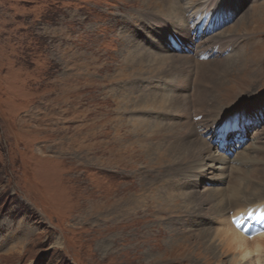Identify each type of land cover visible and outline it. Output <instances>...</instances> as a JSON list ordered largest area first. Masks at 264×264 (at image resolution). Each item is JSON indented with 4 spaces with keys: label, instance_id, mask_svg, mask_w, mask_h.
Listing matches in <instances>:
<instances>
[{
    "label": "rangeland",
    "instance_id": "rangeland-1",
    "mask_svg": "<svg viewBox=\"0 0 264 264\" xmlns=\"http://www.w3.org/2000/svg\"><path fill=\"white\" fill-rule=\"evenodd\" d=\"M199 1L0 0V264H233L225 228L264 206V0Z\"/></svg>",
    "mask_w": 264,
    "mask_h": 264
},
{
    "label": "bare ground",
    "instance_id": "bare-ground-1",
    "mask_svg": "<svg viewBox=\"0 0 264 264\" xmlns=\"http://www.w3.org/2000/svg\"><path fill=\"white\" fill-rule=\"evenodd\" d=\"M182 1V3H183V1H185V4L186 5H188V4H190V0H181ZM214 1V0H213ZM176 2V1H175ZM212 2V0H208L206 3H204V2H201V1H199L198 2V5H197V7L199 6L200 7V9H198L197 10V13L199 12V11H205L206 9L208 10V9H210L211 7H209V3H211ZM193 3H195V2H192L190 5H189V7L192 9L193 8ZM214 3V2H213ZM225 3V2H224ZM264 4V3H263ZM262 4V5H263ZM257 7H261V12L260 13H262L263 11H264V5L263 6H260V5H257V6H254L253 7V15H252V20H253V23H255L256 22V17L257 16H259V15H257L256 13H258V9H257ZM205 9V10H204ZM218 10V9H217ZM192 11V10H191ZM192 13V12H191ZM260 13H258V14H260ZM176 14V13H175ZM252 14V13H251ZM200 15V14H199ZM189 17H192V14H190V16ZM195 20L193 21L195 24H196V26L194 27V28H196V27H198V25H199V23H201V24H204L203 22H202V20H201V17L200 16H198V15H196L195 16ZM215 18H217V17H215ZM249 18V17H248ZM202 19H204V21H205V17L204 18H202ZM240 26V28H242V29H244L245 30V32H248V30H249V27L250 26H248V24L246 23V24H244V23H242V25H239ZM253 28H255V27H253ZM231 32V31H230ZM261 45V44H260ZM254 47V46H253ZM259 47V46H258ZM258 47H255V48H253L254 49V51L253 52H255V53H257L259 50H262V45L260 46V48H258ZM218 50V49H217ZM260 53V52H259ZM259 54H257V56H258ZM240 60H242V59H240ZM133 61V60H132ZM126 63V62H125ZM163 63H164V60H163ZM245 64V62L243 61L240 65H244ZM134 66V65H133ZM142 66V65H141ZM126 67V66H125ZM131 67H132V65H131ZM135 69L136 68H138V70H137V72L138 73H140V67H139V64H136L135 66ZM143 69V68H142ZM133 70V69H132ZM130 74L132 75L133 74V72H131V71H126V70H124V69H120L118 72H117V75H116V78H125V77H127V76H130ZM135 74V73H134ZM133 76V75H132ZM246 77H248V79L246 78L245 79V77H243V79L245 80L244 81V83L245 84H248L250 81H251V77H249V76H246ZM238 80H240V79H238ZM124 81V80H123ZM240 82L241 81H239V84H240ZM243 83V84H244ZM229 91V90H228ZM235 90H233V92H234ZM225 92H226V90H225ZM239 92V91H238ZM237 92V93H238ZM235 93V92H234ZM233 93V94H234ZM224 95H225V93H223ZM228 94H229V92H228ZM236 94V93H235ZM230 95V94H229ZM159 96V95H158ZM231 96V95H230ZM124 97V96H123ZM233 97H234V95H233ZM154 98H156V97H154ZM229 98V97H228ZM123 99H125V98H123ZM156 100V99H155ZM230 100V99H229ZM233 100H234V98H233ZM148 101V100H147ZM152 101V100H151ZM225 101V100H224ZM116 102L118 103V100H117V98H116ZM124 102V101H123ZM148 102H150V101H148ZM156 103V102H155ZM159 103V102H158ZM121 104V103H120ZM128 103H127V101H125L122 105H125V108L128 106L127 105ZM157 104V103H156ZM162 104V103H161ZM164 104V103H163ZM155 105V104H154ZM158 105V104H157ZM166 106H167V104H166ZM166 106H164V107H166ZM147 106L146 105H144V108H143V110L146 108ZM158 107H159V105H158ZM118 118L121 120V116H118ZM213 120V119H212ZM135 122H137L136 120H134ZM135 122H132V125L133 126H137V128H141V125L140 124H138V123H135ZM213 122V121H212ZM22 125V124H21ZM155 125H157V124H155ZM204 125V124H203ZM202 125V126H203ZM119 128H120V125H118V124H116L115 125V133L117 134L118 133V130H119ZM119 134V133H118ZM117 134V135H118ZM201 137V136H200ZM84 138V137H83ZM85 138H86V136H85ZM84 140V139H83ZM201 140V139H200ZM85 142V141H84ZM202 142H204V141H202ZM82 143V141H79L78 139L76 140L75 138L73 139V140H71L70 139V142H67L65 139H64V137H61V139H60V141L59 142H57L55 145L57 146V148L56 149H58V152L59 153H64V152H66L65 150H68V147H70L71 145L72 146H76L77 148H80L79 147V145ZM95 143V142H94ZM205 143V142H204ZM69 144H70V146H69ZM85 146V145H84ZM127 147H129V145L127 146ZM205 147V146H204ZM207 149H208V147H206ZM41 149H39V151H40ZM74 151V150H73ZM119 152V151H118ZM207 152V151H206ZM210 152V151H209ZM77 153V152H76ZM112 153V152H111ZM217 154V153H216ZM120 155V154H119ZM218 155V154H217ZM220 155V154H219ZM86 156V155H85ZM219 157L220 156H217V157H211V158H213V159H215L216 161H218L219 160ZM194 158H196V157H194ZM220 158H223V157H220ZM202 159V158H201ZM205 159V158H204ZM207 159V158H206ZM84 160V159H83ZM108 160V159H107ZM204 161V160H203ZM223 162V161H222ZM226 162H227V160H226ZM220 163H221V160H220ZM227 164V163H226ZM227 166V165H226ZM222 167H224V166H222ZM234 167H235V165H234ZM218 168V167H217ZM219 170V169H218ZM211 171V170H210ZM262 174V173H261ZM260 174V175H261ZM257 175V174H256ZM257 178V177H256ZM259 178V177H258ZM257 180H259V179H257ZM260 181V180H259ZM264 194V192H261V193H257V195H255V197H258L259 195H263ZM107 196V195H106ZM101 197H103V196H101ZM254 197V196H253ZM254 197V198H255ZM145 199L147 200V197L145 196V195H143V194H140V193H138V194H136L133 198H128L127 200H128V204H131V207H130V209H132L133 208V210L135 209L134 207H136V206H139V208L140 207H143L144 205H145ZM120 200V199H119ZM109 202V201H108ZM102 204V202H100V199H99V203H98V205H99V208H100V206H101V204ZM125 203H127V201H125L124 202V204ZM235 203H236V201L234 200V206L232 205V208H237L238 207V205H235ZM241 204V203H240ZM230 209V208H229ZM130 211V210H129ZM144 211H147V208H145L144 209ZM133 213H136V211H133L131 214H133ZM233 217V220H232V222H230V225L229 226H227V228H225V231L223 232V231H221V232H223V235L225 234L226 235V237H227V239H228V241L227 240H225L224 239V237H222L223 239V241H222V243L224 242V241H227V243H229V246L227 247V249H230L232 246H234L236 249H238V252L234 255V260H233V264H243V263H246V264H264V230H263V228H264V206H263V203H259V204H255V205H252V206H250L248 209H246V210H243V211H236V213L232 216ZM247 222L246 224H245V227H243L242 229H241V227H240V225L243 223V222ZM252 223V224H251ZM249 224H251V228H250V230H252L253 231V233H251L250 234V232H248L249 230H247V228H248V226H249ZM219 233V234H222V233ZM218 234V235H219ZM224 235V236H225ZM222 235H220V237H221ZM218 238V237H217ZM221 239V238H220ZM249 241H251L252 243H253V247H248V243H249Z\"/></svg>",
    "mask_w": 264,
    "mask_h": 264
}]
</instances>
